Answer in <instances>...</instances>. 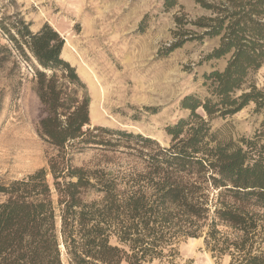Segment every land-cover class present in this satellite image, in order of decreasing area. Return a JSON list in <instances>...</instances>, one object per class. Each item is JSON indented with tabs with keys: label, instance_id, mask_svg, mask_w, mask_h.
I'll return each mask as SVG.
<instances>
[{
	"label": "trees",
	"instance_id": "obj_1",
	"mask_svg": "<svg viewBox=\"0 0 264 264\" xmlns=\"http://www.w3.org/2000/svg\"><path fill=\"white\" fill-rule=\"evenodd\" d=\"M175 4L164 0L167 9ZM200 4L209 16L189 22L200 32L186 39L175 33L169 50L218 37L204 60L226 59V65L203 74L205 95L180 100L188 115L166 128L168 147L139 134L89 128L90 98L61 58L60 35L48 25L33 33L21 17L0 18L1 33L35 61L37 133L55 149L46 168L0 183V264L172 263L177 244L198 237L230 264H264V88L249 80L264 63V0ZM249 104L263 116L251 136L233 140L212 130L213 120ZM129 140L140 147V172L118 177L70 163L72 154L110 151ZM89 194L98 198L87 200Z\"/></svg>",
	"mask_w": 264,
	"mask_h": 264
},
{
	"label": "rangeland",
	"instance_id": "obj_2",
	"mask_svg": "<svg viewBox=\"0 0 264 264\" xmlns=\"http://www.w3.org/2000/svg\"><path fill=\"white\" fill-rule=\"evenodd\" d=\"M200 1L176 0L167 9L164 0H0V18L9 22L21 17L33 33L48 25L60 35L61 58L75 68L90 98L89 128L139 134L168 147L166 128L188 115L180 109V100L205 95L203 74L226 65V59L204 60L218 45V37L186 40L169 50L177 41L175 33L182 32L186 39L200 32L189 24L210 14ZM31 62L0 31V183L46 168L55 152L37 133L42 107L34 91ZM249 80L264 88V63L249 74ZM253 108L249 104L232 116L213 120L212 130L233 140L251 136L263 119ZM139 149L134 140L123 141L110 151L72 154L70 163L124 177L143 169ZM47 179L51 184V177ZM230 260L228 255H212L198 237L180 241L172 263L153 264H230Z\"/></svg>",
	"mask_w": 264,
	"mask_h": 264
},
{
	"label": "bare ground",
	"instance_id": "obj_3",
	"mask_svg": "<svg viewBox=\"0 0 264 264\" xmlns=\"http://www.w3.org/2000/svg\"><path fill=\"white\" fill-rule=\"evenodd\" d=\"M91 112H92V110H91Z\"/></svg>",
	"mask_w": 264,
	"mask_h": 264
}]
</instances>
